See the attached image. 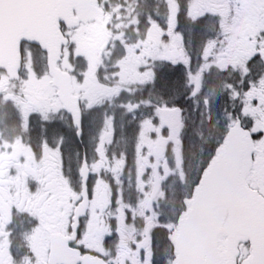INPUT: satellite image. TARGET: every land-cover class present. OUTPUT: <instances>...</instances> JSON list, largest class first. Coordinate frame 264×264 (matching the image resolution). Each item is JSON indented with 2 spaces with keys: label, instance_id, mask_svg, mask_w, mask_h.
Listing matches in <instances>:
<instances>
[{
  "label": "snow or ice",
  "instance_id": "6c2138e0",
  "mask_svg": "<svg viewBox=\"0 0 264 264\" xmlns=\"http://www.w3.org/2000/svg\"><path fill=\"white\" fill-rule=\"evenodd\" d=\"M0 107V264H264V0H0Z\"/></svg>",
  "mask_w": 264,
  "mask_h": 264
},
{
  "label": "flooded vegetation",
  "instance_id": "af4514ba",
  "mask_svg": "<svg viewBox=\"0 0 264 264\" xmlns=\"http://www.w3.org/2000/svg\"><path fill=\"white\" fill-rule=\"evenodd\" d=\"M8 111V109H5L3 107H0V112H5ZM9 123H11V121H9ZM11 133V129L6 130L5 134L8 135ZM17 243H19V241L17 240Z\"/></svg>",
  "mask_w": 264,
  "mask_h": 264
}]
</instances>
